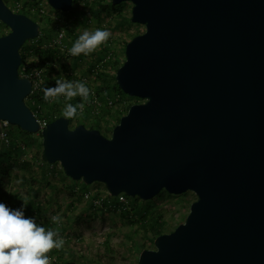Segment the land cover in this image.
Masks as SVG:
<instances>
[{
	"label": "water",
	"instance_id": "1",
	"mask_svg": "<svg viewBox=\"0 0 264 264\" xmlns=\"http://www.w3.org/2000/svg\"><path fill=\"white\" fill-rule=\"evenodd\" d=\"M37 1V0H31ZM132 2L145 32L116 71L140 98L106 136L60 116L45 127L27 103L22 48L41 25L0 0V129L41 133L42 160L71 179L152 200L192 191L186 220L144 249L138 264H264V0ZM76 0H48L56 11Z\"/></svg>",
	"mask_w": 264,
	"mask_h": 264
},
{
	"label": "rangeland",
	"instance_id": "2",
	"mask_svg": "<svg viewBox=\"0 0 264 264\" xmlns=\"http://www.w3.org/2000/svg\"><path fill=\"white\" fill-rule=\"evenodd\" d=\"M40 1L47 6L52 14L62 18L70 47L84 31L93 32L101 29L110 32L107 42L111 46V51L103 53L105 57L103 61L99 54L103 45L87 56L83 54L71 56L69 53L55 48L56 57L52 61H48L49 64H44L45 67L51 65L47 69L53 78L60 75L63 80L68 81L67 78L70 75L73 78L84 79L91 88H95L103 81L98 73L105 72L108 75H113L115 72L112 66L107 64L110 61L113 62L115 57L124 60L127 42L134 35L145 32L144 25L132 21L121 28L116 27L122 16L131 18L133 4L129 1L123 2L125 4L120 12L121 16L111 12L104 13L99 19L92 16L89 4L82 3L81 0H77L73 10L67 13L54 10L48 0ZM29 16L36 21L47 17L38 12ZM49 17L51 18L47 17L49 22L40 23L41 30L44 27L52 29V26L56 24L52 17ZM0 25L6 26L2 21H0ZM67 28L73 32L67 31ZM3 32L5 34L10 32V28L6 26ZM50 36L51 38L46 39L53 38L52 32ZM37 46L46 48L43 42H38ZM27 47L31 48L29 43ZM24 54L26 62L33 65H40L44 60L43 56L36 53L33 48L31 51L25 49ZM56 64H59L60 68L55 67ZM93 65L95 66L92 68ZM130 101L135 103L143 100L135 98ZM62 107L64 108V106ZM45 113H47L46 110ZM117 121L116 112H111L110 118L106 121L103 120L102 133L110 136ZM80 123L88 127L99 126L92 115L78 111V115L71 119V126L74 127ZM11 137L17 140L21 151L16 157L17 164L14 165L9 178L0 180V202L15 209L18 205L12 203L14 199L11 198L15 195L17 201L14 202H18L22 197L31 201L32 205L42 213L45 212V218L50 219L54 215L61 217L59 233L64 244L60 249L53 248L47 253L50 264H138L139 256L144 249H155L156 235L149 226L142 225L147 220L139 218L134 213L129 199L126 204L129 210L128 216H125L122 210L117 207L100 212L94 210L83 191L89 192L92 196H107L110 193L104 183L95 182L86 187L82 185V180L76 183L75 180L65 175L60 163H56V170L45 175V168L41 165L43 153L41 133L26 135L10 125L9 142L0 143V151L3 144H10ZM196 200L197 195L192 191L179 195L162 191L152 199V202H144L141 205L144 208L151 206L150 211L160 215L161 221L165 222L162 232L170 233L186 220L190 207ZM25 216L33 218L38 225L45 221L37 209ZM149 218H151V213Z\"/></svg>",
	"mask_w": 264,
	"mask_h": 264
},
{
	"label": "trees",
	"instance_id": "3",
	"mask_svg": "<svg viewBox=\"0 0 264 264\" xmlns=\"http://www.w3.org/2000/svg\"><path fill=\"white\" fill-rule=\"evenodd\" d=\"M124 4L125 3L114 5L112 3V0H95L92 3H90L89 6H90V12H91L92 16L99 19V18H101V16L104 13H111V12H114V13L119 14L121 16L122 14H120V12L122 11V7H123ZM48 20L49 19L47 17H45V19L42 17V18H40L38 20V22L42 23V24H46V22H49ZM126 23H132L131 22V18H127L126 16H122V18L116 24V27L117 28H121ZM46 28L47 27H44L41 30V32L43 33V38L44 39L51 38V36H50L51 32H52V36H54L55 32L60 29V25L56 23L55 25L52 26V29H49V28L46 29ZM67 31L73 32L71 29H68V28H67ZM135 36L136 35H134V37ZM32 42H33V44H32ZM28 43L30 44L31 48L27 47ZM32 48H33V50L35 49L36 53H40V55L43 56L42 59H44V60L39 65L40 67H43L44 64L45 65L49 64L48 61H52L57 55V51L55 49H53V48H42V47L39 48L37 45L34 44V39H33V40L28 41L22 48L23 62H24L25 57H26L25 54H24L25 49L26 50L28 49L29 51H31ZM105 51H107V52L111 51V46H110V44L108 42H106V44L103 45V48H102L101 52H99L101 61H103L104 58H105L103 56V53ZM124 60H120V58L115 57L113 62L110 61L107 64V65H111L112 66V69L115 72L113 75H108L105 72H99L98 73L99 77L101 79H103V81H102V84L97 85L95 87V89H96V92H97V94H98V96H99V98L101 100H105L106 96L112 95L116 91H118V92H120V93H122L124 95H127L126 93H124L122 91V89L119 87V85H118V83L116 81V71L123 64ZM50 66L48 65V67L47 66L46 67L49 68ZM94 66L95 65H93L92 68ZM52 70H53V67H52ZM67 79H68V81L85 82L84 79H82V78H73L70 75L68 76ZM56 80H63V78L60 77V75L57 78H53V77L47 78V80H46V82L44 84V88L45 87H49V88L50 87H55L56 86ZM87 85H88V87L91 90V86L89 85V83H87ZM127 96L130 99H135L136 98V97H131L129 95H127ZM137 99H139V98H137ZM32 101H33V103H32ZM69 102L73 103V104H76L77 102H80V97L79 96L74 97L71 101H65V99L63 97H60L58 102L49 103V102H47V101H45L43 99V92H40L39 94H35V95H32V96H29L27 103L32 108V110H35V109L36 110H40L41 114H43L44 117H46V119L48 120V122H50L51 120H54V119H56V118H58V117L63 115V111L64 110H62V109H64L66 103H69ZM132 104H133V102L130 105H128V107L125 108L124 110L117 109V111H116V114H117V117H118L117 123L120 121V118L124 114L127 113L128 109L130 108V106ZM62 106H64V108ZM92 108H93V104L89 103L87 105V107H86V111H84L83 113H86L87 115H91L90 111H91ZM45 110H46L47 113H45ZM110 116H111V110H109L107 108L106 109L104 108L102 110V114L99 117L95 118L97 124L99 125V126H96V128H99L101 130V132H102L103 127L101 125L103 123V120L104 119H105V121L108 120L110 118ZM11 126L17 128L23 134L32 135V133L26 132V131L22 130L20 127H17L15 125H11ZM20 151H21V147H20V145L18 144V142H17V140L15 138L11 137L10 144H8V145L3 144L2 148H1V151H0V180H2L3 178L4 179L5 178H9V175H10L14 165L17 164L16 157L19 155ZM41 165H42L43 168H45L44 169V174L47 175V173H48L47 172V165H50V164L47 163V162H44L42 160V157H41ZM80 181H76V183H78ZM81 183L85 187L89 186V185L85 184L83 181H81ZM127 197L131 201L130 205L133 207L134 213L139 218L147 220V222L142 223V225L145 226V227L149 226L151 231L156 235V237L158 235H160V234H163L162 228L164 227V223L165 222L161 221V216L158 215V214H155L154 212H151L150 211L151 210V208H150L151 206H149V207L147 206L146 208H144L141 205L144 202H152V200L143 201L139 197H129V196H127ZM11 198L14 199L12 201V203H16V205H18L16 208H20L23 205V201H27L28 202L27 207L23 209L25 215H27L29 212L34 211V210L37 209L38 213L43 215V218H44L45 221L41 225H43L46 229H49V228H51L53 230H57V229L60 230L61 229L59 224H54V223H52L50 221L49 218H45L46 217L45 212L42 213L41 210H39L34 205H32L33 203L31 201H28V200H26V199H24L22 197L18 202H14V201H17V197L15 198V195L12 196ZM112 202L114 204V207H117L120 210H122V212H123V214L125 216L129 215V210H128V207L126 205L118 203L115 199H113ZM90 204H91V207L94 210H98L99 212L103 211V210H108V208H106L108 206L107 205V200L102 201V205H99V206H97V205H95V204H93L91 202H90ZM109 210H110V208H109ZM150 213H151V218H149ZM54 264H56V263H54Z\"/></svg>",
	"mask_w": 264,
	"mask_h": 264
},
{
	"label": "clouds",
	"instance_id": "4",
	"mask_svg": "<svg viewBox=\"0 0 264 264\" xmlns=\"http://www.w3.org/2000/svg\"><path fill=\"white\" fill-rule=\"evenodd\" d=\"M110 32L97 29L93 32L84 31L68 49L71 56H87L106 44ZM55 67L60 68L59 64ZM93 95L87 82L56 80L55 87L43 89V99L49 103L58 102L60 97L71 101L79 96L80 102L66 103L63 116L71 120L84 110L85 104ZM28 205L23 201L20 208H11L0 202V264H50L49 253L53 248L60 249L64 244L59 230L46 229L38 225L31 217H26L24 208ZM54 224H60L61 217H50Z\"/></svg>",
	"mask_w": 264,
	"mask_h": 264
},
{
	"label": "built area",
	"instance_id": "5",
	"mask_svg": "<svg viewBox=\"0 0 264 264\" xmlns=\"http://www.w3.org/2000/svg\"><path fill=\"white\" fill-rule=\"evenodd\" d=\"M95 0H81L82 3L90 4ZM15 8L19 9L24 7V2L19 1L16 2L14 5ZM27 9H29L31 12L35 13H41L42 15L47 16L49 19H51L49 16L52 17V19L60 25V29L57 30L51 40L44 39L43 33L40 31V35L34 39V44L37 45L38 42H43L44 46L46 48H57L60 51L66 52L67 54L68 49L70 48V44L67 39V33H66V27L64 26L65 23L62 22V18L58 15L52 14L50 10L47 9V6L42 4L40 0L34 1L33 4L29 3L27 5ZM20 75L22 77L30 78L33 82L32 85V92L30 96L39 94L40 92H43L44 84L47 80V78L51 77L49 75V71L47 67H40L39 65H33L26 62V57L24 62H22L20 66ZM91 92L93 95L90 96L89 102L85 104L84 111H86V107L89 103L93 104V108L90 111V114L97 118L102 114V110L105 108L111 110V112H116L117 109L124 110L128 107L132 102L130 101V98L127 95H124L118 91L114 92L112 95L106 96L105 100H101L96 92L95 88H91ZM33 103V101H32ZM36 114L41 127H45L49 122L44 117L43 114H41L40 110H33ZM42 116H41V115ZM10 123L7 121H4L1 129H0V143L9 142L10 139ZM55 164L47 165V172L54 171L57 168L55 167ZM62 167V165L60 166ZM78 188V187H77ZM84 195L89 199V201L97 206L102 205V201L107 200V207L106 208H115L113 204V199H115L118 203L126 205L128 203V197L126 194L121 193L118 196H112L111 194H108L107 196L100 197V196H92L89 194V192L83 191ZM127 206V205H126Z\"/></svg>",
	"mask_w": 264,
	"mask_h": 264
},
{
	"label": "flooded vegetation",
	"instance_id": "6",
	"mask_svg": "<svg viewBox=\"0 0 264 264\" xmlns=\"http://www.w3.org/2000/svg\"><path fill=\"white\" fill-rule=\"evenodd\" d=\"M19 1H23L24 2V7H22V8H19V9H17V8H15L14 7V5H15V3L16 2H19ZM4 2L7 4V6L11 9V10H13L14 12H17V13H23V14H26V15H32L33 14V12H31L29 9H27V5L29 4V3H31V4H33V1H31V0H4ZM28 13V14H27ZM28 15V16H29ZM5 27L6 26H1L0 25V36H2V35H5V33L3 32V29H5ZM9 33V32H8ZM7 34V33H6Z\"/></svg>",
	"mask_w": 264,
	"mask_h": 264
}]
</instances>
